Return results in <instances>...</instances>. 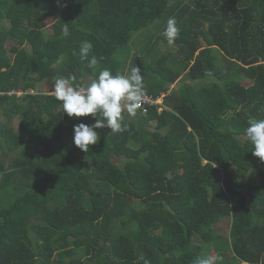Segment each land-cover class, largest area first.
Returning a JSON list of instances; mask_svg holds the SVG:
<instances>
[{
  "label": "trees",
  "instance_id": "obj_1",
  "mask_svg": "<svg viewBox=\"0 0 264 264\" xmlns=\"http://www.w3.org/2000/svg\"><path fill=\"white\" fill-rule=\"evenodd\" d=\"M170 17L179 55L167 58ZM140 36L156 57L135 54L131 67L164 102L135 119L122 111L127 130L96 129L85 153L73 125L93 117L69 119L53 94L34 90L127 73L122 49ZM83 40L94 68L80 59ZM66 63L79 74L64 75ZM0 64V264H264V178L250 179L264 163L245 135L249 118L264 119V0H0Z\"/></svg>",
  "mask_w": 264,
  "mask_h": 264
},
{
  "label": "clouds",
  "instance_id": "obj_2",
  "mask_svg": "<svg viewBox=\"0 0 264 264\" xmlns=\"http://www.w3.org/2000/svg\"><path fill=\"white\" fill-rule=\"evenodd\" d=\"M179 31L175 17L168 18L162 35L167 39L169 46L175 45ZM69 35L68 23H65L62 38ZM92 51L93 45L90 41L80 42V59L87 61L89 68H94L98 64V59ZM64 59V54H61L57 58V63ZM52 94L62 102L63 111L69 118L93 117L95 122L92 124L80 122L73 125V143L87 153L92 145L99 143L96 129L108 128L110 133L127 130V125L123 124L122 111L126 106L127 112L135 115L136 109L140 107L144 95L143 75L138 66L132 67L127 74L113 75L109 69H103L97 78L86 86H74L70 78L56 77ZM247 125L245 135L253 145L252 154L264 163V119L249 118ZM218 259L197 256L193 264H217ZM144 264H150V261L144 260Z\"/></svg>",
  "mask_w": 264,
  "mask_h": 264
},
{
  "label": "rangeland",
  "instance_id": "obj_3",
  "mask_svg": "<svg viewBox=\"0 0 264 264\" xmlns=\"http://www.w3.org/2000/svg\"><path fill=\"white\" fill-rule=\"evenodd\" d=\"M48 23H49V28H47V29H50L51 23H50V21ZM148 34H149V32L146 35H148ZM147 41H148V39L146 37L140 36L137 39L133 40V42H131V44L128 47H123L122 52L125 51L124 52V55L125 56L123 55V57L124 58H126V57L128 58L127 59V63H126V72L127 73L130 72V70L132 68L131 67L132 66L131 64H132V62L134 60L135 54H139L142 57V60L145 59L148 62H151L152 61V58L153 57L154 58L156 57L154 54L152 56L148 55L147 54V50L145 51V49H141V48L144 47V45L147 43ZM159 47L163 51V53L165 54L164 56H166L167 58H169L172 55V53H174V54L176 53V55H179L178 54V48L175 45L174 46H169L168 44L167 45H164L163 43H160L159 44ZM125 49H127V50H125ZM140 50H143L141 54H140ZM126 51L128 53L127 55H126ZM15 55L16 54H13V57H15ZM18 57H19V55H17V58ZM167 64L168 65H172V68L171 69L173 71H179V69L181 70L179 64H176L174 61L172 62L171 59H170V61L167 62ZM74 66L75 65L73 63L63 64L62 71H63V73H65L64 75L69 74L71 76L73 75L72 77L76 76L78 72H77V69H76L75 72H74V74H73V70L72 69L74 68ZM0 67H1V64H0ZM3 68L5 69L7 67L5 66ZM80 70H82V69H80ZM127 73H125V74H127ZM187 80H188L187 79V74L184 72V74L179 79H177L175 81V83L171 86V89H179V87L182 85V83L185 82V81H187ZM86 81H88V79H86ZM52 88H53V82L44 80V81L40 82L37 85V89H35L34 92L38 91V92H41V93L52 94ZM17 93L19 95L22 94L21 91H19ZM164 96H165L164 94H161L160 95V97L157 100L158 101L157 104L162 105L161 103L164 102V98H163ZM126 111L127 110H126V106H125L123 112H126ZM122 117H124V116H122ZM131 118L132 119L133 118L135 119V116L132 115ZM69 119H73V118H69ZM0 121L1 122H6L7 120H6L5 117H0ZM17 122H18V118L15 119V121H14V125H15L16 128L18 127ZM150 128H153V130H154L153 124H152V126ZM162 133L164 134L165 132L163 131ZM100 137L101 136H99V138ZM242 144H243V146L244 145L247 146V144H248L247 139H244L243 138L242 139ZM6 157L8 159V163H11V164H15L16 163L15 162V158H16L15 156L12 155V156H6ZM120 160H121V158H115V161L116 162H119ZM5 175H6L5 173L0 174V183H1V181L4 178ZM263 178H264V169L259 170V171H253V172L250 173V179H251L252 183H258ZM131 209H134V207L132 206ZM217 229L219 230V232L223 236L222 244L224 245L225 242L228 241V237L227 236H228V233H229V220L228 219H225L224 221H222L221 223H219L217 225ZM243 264H246V263H243Z\"/></svg>",
  "mask_w": 264,
  "mask_h": 264
},
{
  "label": "built area",
  "instance_id": "obj_4",
  "mask_svg": "<svg viewBox=\"0 0 264 264\" xmlns=\"http://www.w3.org/2000/svg\"><path fill=\"white\" fill-rule=\"evenodd\" d=\"M158 98H154L153 96L144 93L140 102V108H142L143 112L146 113L149 105L151 106L158 103Z\"/></svg>",
  "mask_w": 264,
  "mask_h": 264
},
{
  "label": "crops",
  "instance_id": "obj_5",
  "mask_svg": "<svg viewBox=\"0 0 264 264\" xmlns=\"http://www.w3.org/2000/svg\"><path fill=\"white\" fill-rule=\"evenodd\" d=\"M164 98V97H163ZM162 104V103H161Z\"/></svg>",
  "mask_w": 264,
  "mask_h": 264
}]
</instances>
